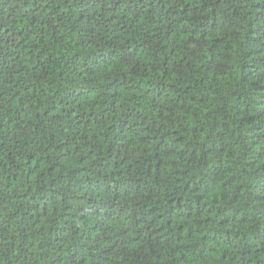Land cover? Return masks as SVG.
I'll return each mask as SVG.
<instances>
[{"label":"trees","instance_id":"obj_1","mask_svg":"<svg viewBox=\"0 0 264 264\" xmlns=\"http://www.w3.org/2000/svg\"><path fill=\"white\" fill-rule=\"evenodd\" d=\"M0 264H264V0H0Z\"/></svg>","mask_w":264,"mask_h":264}]
</instances>
